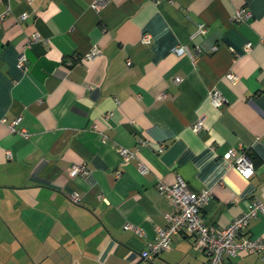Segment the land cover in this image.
<instances>
[{"label":"crops","instance_id":"obj_1","mask_svg":"<svg viewBox=\"0 0 264 264\" xmlns=\"http://www.w3.org/2000/svg\"><path fill=\"white\" fill-rule=\"evenodd\" d=\"M94 1L0 0V264H207L188 233L144 258L175 211L157 183L209 188L201 213L217 228L264 200V0ZM178 44L195 59L173 53ZM72 57L82 59L66 65ZM17 116L28 137L10 130ZM120 146L136 157L123 162ZM240 146L254 163L248 178L223 158ZM80 161L88 172L70 175ZM244 235L264 238V213ZM223 264H264V253Z\"/></svg>","mask_w":264,"mask_h":264},{"label":"built area","instance_id":"obj_2","mask_svg":"<svg viewBox=\"0 0 264 264\" xmlns=\"http://www.w3.org/2000/svg\"><path fill=\"white\" fill-rule=\"evenodd\" d=\"M104 2L105 0H95L92 5L98 9ZM25 16L26 13H21V18ZM248 16L249 11L244 8H239L236 9L233 20L242 22ZM196 30L199 33H204V24L199 23ZM34 38H38L37 33L34 34ZM151 40L150 33L143 32L141 34L140 41L142 43L150 44ZM250 47L251 43L247 42L244 45V50H249ZM97 51L98 48L94 47L86 53L85 57H91ZM171 51L177 55L186 54L193 60L196 57L193 50L186 44L175 45ZM81 59L82 57L68 58L65 64L71 66ZM24 60V54H21L17 60V65L21 66ZM130 63L131 61L128 60L127 64ZM229 77L234 79L236 76L230 73ZM179 80L180 77H174L175 82ZM209 97L215 107H222L225 103L223 96L217 89H211L209 91ZM109 116H111V112L105 114V117ZM5 120V117H0L1 122H5ZM20 121L21 116H17L9 122L8 126L12 132H17L22 136L28 137L27 130L18 126ZM202 126L203 122L201 118L197 119L192 125L194 131H199L202 129ZM239 148L240 150L237 151L235 147H229L224 153L223 158L229 160L231 162L230 165L243 177L248 178L254 173V163L247 150L242 146ZM118 152L123 162L130 161L136 157V153L127 147H118ZM7 154L10 156V151H7ZM137 168L142 174L148 171V167L141 160L137 161ZM87 172L88 168L85 161L72 163L69 167L70 175L85 174ZM157 189L160 193H164L170 198L172 205L175 207V211L165 214L166 224L156 229V237L154 240L149 241V251L144 257L145 259H149L153 255L169 249L172 236L178 233H188L194 236L193 246L207 255V264H223L225 256H235L242 251L257 255L264 253V238L244 235L249 220L260 213H264V200L255 197L248 209L235 216L224 227L217 228L207 225L201 213L203 206L212 197V192L209 188L192 189L182 177L177 176L176 180L170 184L159 181L157 183ZM70 198L73 202L79 203L80 199L77 193H71ZM126 227L133 229L139 234L142 232L140 227L132 225L131 223H127Z\"/></svg>","mask_w":264,"mask_h":264}]
</instances>
